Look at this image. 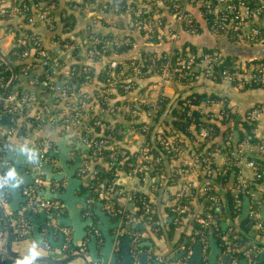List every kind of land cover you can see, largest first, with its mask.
<instances>
[{
    "label": "built area",
    "instance_id": "built-area-1",
    "mask_svg": "<svg viewBox=\"0 0 264 264\" xmlns=\"http://www.w3.org/2000/svg\"><path fill=\"white\" fill-rule=\"evenodd\" d=\"M161 3L167 11V15L170 16L173 23L175 24L176 30L167 31L163 35H168L172 40L178 37V34H188V35H197L196 27L194 26L193 15L191 14L190 8L198 5L202 9V13L198 11V15L201 14L209 15V27L206 26L207 31L215 37H225L230 39L233 42H244L250 45H257L263 41L262 31L256 23V19L264 15V0H184L180 2L179 0H134L135 7H131L129 11L132 13L133 29L140 30L144 33L145 39L149 41L152 37L151 26L160 24V21L157 20L161 16V10L159 7L155 6V2ZM147 3L148 9H152L153 12L150 17H141L143 13L142 4ZM42 0H30L28 4L21 2L20 0H0V16L12 19H21V24L23 21L32 27L38 24H45L49 28L53 27L51 22L52 16L49 13V6L43 5ZM100 7L109 12H114L117 10V3H112L107 5V3H101ZM170 11V12H169ZM128 12V11H126ZM118 14H127V13H118ZM128 15V14H127ZM202 20V19H201ZM167 25V21L164 22ZM168 26V25H167ZM166 27V26H165ZM32 31V30H31ZM34 33V31H32ZM13 33V31L11 32ZM14 35V33H13ZM164 36V39H165ZM14 37V36H13ZM32 39V46L36 49V59L37 63L21 67L22 73L28 70L27 77L31 83H39L41 86H44L46 93L52 95L53 101H65L67 102V109L64 121L78 122L80 124V141L88 146L89 150L93 154L100 153L101 148L104 146L105 141L97 137L95 133L96 127H105L104 121L113 117L117 112L123 111V116H129L131 124H135V127H128L124 130V136H133L141 135L143 137L142 143L139 144L135 152H133L129 157L130 160L125 165L126 175L132 178H142L144 174H150L152 179L158 177V173H152V170L155 165L159 163V156L153 155L149 152V138L147 139L146 134L149 131L151 126L155 125L153 119L157 109V103L160 100L157 94L154 97H149L148 94H145V91L138 89V81L141 79L135 78V75L140 74V71L133 66L132 74H129L127 77L118 78L113 76L115 79L109 81V78L102 80L101 84L97 87V91L94 92L93 97H89L88 94L83 91L81 88L90 84L93 80L92 78L78 88L76 91L69 90L68 87L64 86L66 78L70 72V65L73 63V57H71V51L74 48L78 47L80 49V54L84 56V59L87 60L92 56L93 49L89 48L94 42H97L96 38H88L82 41L73 40V44L65 43L62 39L52 38L51 43L58 47L59 54L52 55L46 49L43 48L42 42L39 37L36 35ZM28 38L17 41L20 45L29 44L30 41ZM113 44H126L128 43L127 38L125 40H116L113 39ZM109 42H106L104 45L107 46ZM183 49V50H181ZM178 50L175 56L176 61L179 66L173 68L168 61V56L173 51L164 52L163 58H166V62L161 66V73L158 76V80L154 83L157 85L162 83L166 79L173 80V74L175 75L177 81H188L191 83L198 74L203 78L210 81H225L226 83L232 86L245 87L247 85L255 84L264 87V61L260 62H251L247 59H237L232 61V66L230 70L221 69L220 71L214 70V65L217 61L220 60L222 56L219 52H190L188 48H181ZM64 54L67 56V60L70 63L67 66L65 76L59 81V84L56 83V80H52L51 74L62 67L60 60V55ZM30 53V48H24L20 54L19 58L22 60L27 58ZM167 55V56H166ZM135 58V57H131ZM109 60V59H108ZM78 64L81 65L80 60ZM132 64V62H130ZM117 59H111L107 63V68L110 69L112 75H114V69L117 67ZM37 66L39 71H31ZM124 66V64H123ZM47 68L50 69L48 71ZM173 68V69H172ZM151 67H147L146 72H149ZM43 78H38L42 76ZM50 72V73H49ZM219 78V79H217ZM174 81V80H173ZM175 82V81H174ZM56 83V84H55ZM153 84V83H152ZM1 85V82H0ZM115 86L121 88V92L124 95L120 100V104L116 108H112V99L115 94L118 92ZM158 86V85H157ZM154 88V86H152ZM18 89L9 91L4 97H1V112H4L11 122L14 121L13 116L16 112H20L22 108L26 110L30 105V102L33 101L34 94L29 91H24L18 93ZM119 94V93H118ZM220 102V106L217 112L211 113L208 109L209 106L214 102ZM191 109L196 111L199 121L196 122L194 118L190 119V124L185 128L184 131L187 132L188 128H192V135L187 133V136H191L192 142L196 147L195 159L200 163L204 168V174L206 177H210L212 172H215L217 176L221 178L225 177L229 171L233 172L235 177V186L231 193V198L234 206L233 214L241 208V197L240 194H245L248 199V212L247 216L250 220L249 223L257 230L263 231L264 224L263 220L260 218V211L250 210V204H256L260 206V198L264 196V193L260 197H257L255 191L252 190L250 186L251 182L256 186H262L264 188V163L256 161L255 158L250 156L245 157L240 150V146H247L248 152L252 155H256L264 158V129L257 135L256 128L258 122L262 119L264 121V106L253 107L247 112H245L243 118L247 121L254 123L253 128L250 132H242L240 136L241 139L238 145L233 149L227 145V142L231 138V131L228 129L222 135L221 142L223 143V148L220 147L215 138H212L213 127L211 124H220V119L222 118V102L211 97H205L200 100L198 103H187L185 116L190 117ZM53 113L49 107H43V116L50 118ZM159 118V117H158ZM30 127L36 126L37 118L30 117L27 119ZM160 125L157 126L153 140H155L156 134L158 132L162 133ZM167 131V130H166ZM123 136V137H124ZM0 137H4V134L0 131ZM123 139V138H122ZM157 145L165 149L167 153H171L170 158L181 150L180 142L172 135H157L156 137ZM203 145L202 149H199ZM8 143L3 138V141L0 143V149L3 151L8 150ZM48 145L43 143H31L27 148V158L25 171L29 172V168L32 165L41 167L42 163L48 161L49 163L54 160L51 155H47ZM125 152L114 151L111 148V152L108 157L114 159L115 157H123ZM164 155V154H162ZM165 156V155H164ZM220 157L222 159V167H213L212 160L214 158ZM37 158L36 163L34 159ZM166 158V157H165ZM7 161V160H6ZM8 162V161H7ZM88 169L87 161L83 164H80L78 173L80 176L86 175ZM245 170L250 172L249 178L245 177ZM161 174V173H160ZM251 180L250 183L248 180ZM6 181H1L0 184L5 187ZM211 182L207 181L202 186V191L205 194L206 200L213 204H217L219 197L217 194H208L211 189ZM41 188V181L36 176L33 178V181L30 185H21L19 187V194L25 197V201L19 206L18 213L22 215L24 212L30 210L31 212H37L42 210L47 214V220L45 222V228H55L61 230L58 226L54 224V217L58 214L62 208L60 201L56 199H45L41 197L38 193ZM186 186L181 187L178 192L174 195V204L171 207V213L174 220L186 215V217H191V219L199 227H208L213 228L215 231H218L219 219L216 215L211 216L206 214L205 217H194L191 214L190 206L188 202H185L181 198L183 191ZM213 190V188H212ZM57 192V191H56ZM105 192H99L98 198L103 202L105 200ZM115 196L121 195L120 191L114 192ZM146 197V195H144ZM147 198V197H146ZM134 201L141 204L142 206V215L146 216L147 220L151 223L154 221L151 219L150 213L153 211L149 203L145 202L144 198L137 197ZM88 202H93L91 199H88ZM103 205V206H102ZM102 210L106 215L112 218H118L119 228L116 230V235L114 242H112V248L116 250L119 246V237L125 232V227L123 225L129 224L131 219L125 214L122 206H119L118 209H113L112 202H104L102 204ZM237 212V213H238ZM236 213V214H237ZM234 214V217L236 216ZM61 233L64 236V241L62 244V250H67L69 247L70 231L67 228L61 230ZM95 235L98 234L96 230H93ZM193 234H197V230H193ZM2 234L0 233V236ZM20 237L26 236V231L22 230L19 234ZM130 236L133 241H136L138 238L137 232H131ZM220 238L222 242L230 246L229 238L227 234H221ZM198 242L203 248H205L207 237L206 235L200 234L197 238ZM86 240H81L80 243L76 246L75 252L81 254L86 260H88L86 254ZM231 246H234L232 244ZM192 250L189 249L186 252V257L188 258L191 255ZM243 256L248 260L250 258L251 250L245 248L243 250ZM131 259L129 264H138L137 255L134 252L130 253ZM205 256L201 257L199 264H205ZM0 264H5V257H0ZM229 264H238L237 260L233 257L229 260Z\"/></svg>",
    "mask_w": 264,
    "mask_h": 264
},
{
    "label": "crops",
    "instance_id": "crops-1",
    "mask_svg": "<svg viewBox=\"0 0 264 264\" xmlns=\"http://www.w3.org/2000/svg\"><path fill=\"white\" fill-rule=\"evenodd\" d=\"M69 0H56V4L52 3V5L49 6V10L52 13V20L54 22V25L52 28H49V26H46L45 24H38L31 28L32 31L39 37V39L42 42L43 48L46 49L48 52H50L52 55H58L59 49L57 46L53 45L51 43V39L54 35H57L60 33L61 23L59 22V15L67 9L66 4ZM75 3L72 4L73 15H74V22L72 26V30H70L69 38L73 40L82 41L84 39L88 38H103L105 36H108L109 33L112 34H120L122 36H125L127 40L130 38L131 48L124 54L120 55L119 57L114 56V59H117L119 61H123L126 58L129 57H137L140 54V51L143 49L149 48L150 50L154 49L159 52H168V51H174V50H180L181 48H188L189 46H193L199 51L202 47H206V44H208L209 40L206 39V36L210 35L213 42L215 43L218 40L227 39L225 37H215L211 35L208 31V33L205 31L206 26L204 22L199 18L198 15V5L194 6L193 8H190L191 14L196 17L199 21H201L199 24L201 26V32L197 35H188V34H178V37L174 40L170 39L168 35H164L165 39L159 40L156 44H150L146 39L145 35L142 31L137 29H130L128 26L129 17L127 14H115L114 12H109L103 10L100 5L101 3L108 2L109 0H90L87 4L83 6V8H80V6H77L76 3L79 2V0H73ZM180 2H183L184 0H179ZM155 6L159 7V9L162 11L161 16L164 17L167 21V25L163 32L167 31H174L176 30L175 24L173 23L172 19L169 15H167L166 9L161 5L159 2H155ZM21 19H8L5 17L0 16V52L3 54H6L8 50L13 45L14 40V30H17L21 27ZM256 23L261 29V31L264 33V15H262L260 18L256 19ZM205 28V29H204ZM13 31V33H11ZM230 43L233 44H245L249 47H254L258 45L264 46V39L262 42L258 43L257 45H250L248 43L244 42H233L229 39H227ZM210 49V48H209ZM112 56V55H111ZM222 56H226L222 52ZM62 67L58 70L54 71L51 74L52 80H58L64 78L66 75V69L68 64L70 63L69 60H67V56L63 53L59 56ZM231 61L240 59L239 56H229ZM109 57H101L99 60H97L95 63H92V68L94 69L93 72V80L90 84L83 86L81 89L85 91L89 97H93L94 92L97 91V87L101 84L98 78L96 77L97 71L100 69L101 65L107 60ZM112 59V58H111ZM243 59V58H241ZM255 59H264V50H262V54L260 58ZM250 60V59H247ZM22 62H26L25 64H28L30 62H38V59L32 56H28L27 58L23 59ZM81 64H85L86 60L84 59V56H82L80 60ZM39 71V68L35 66L34 69L31 70ZM28 73H18V82L15 83L11 87V91L22 87V89L29 91L34 94V100L30 102V105L28 108L23 112V114H20L15 121L11 122L10 119H8L9 124H1L0 123V131L4 134V139L8 143V150L6 152H11L12 157H15L17 152L15 151L18 147H25L28 148L31 143H43L45 145H48V152L53 151L56 152L55 149V143L59 140H64L66 145L68 147L73 146V144H78V146L75 148L74 151L70 152V157L67 161L68 164H70L74 157L78 156L81 161L79 163L83 164L87 160L88 157V151L89 148L86 144L81 143L80 141V124L78 122H70V121H64L67 109V102L65 101H58L54 102L52 95H49L48 93H41L40 91V85L39 83H31L29 81V78L27 77ZM156 77H152V79H155ZM151 81V80H150ZM148 79H143L138 81V89H141L142 91H145V94H148L149 97H154L157 94H164L168 96L169 98L173 97L175 94L176 98L182 97L185 93L188 92H197V93H203L205 95H215L218 97H221L226 100V104L229 107L230 111L238 117V120H235V122H230L225 125L220 126L219 134L216 136L215 140L218 141L220 144V147L223 148L222 135L223 133L229 129L231 131V138L227 142V145L232 147L233 149L238 145L241 137L240 135L243 132V128L241 127V120L243 119V116L245 112L250 110L253 107L258 106H264V87L263 86H253V87H239V86H232L225 81H210L205 78H203L200 74L197 75V77L188 84V86H180L179 84H176L171 78L166 79L162 81V83L154 85V83H150ZM154 86V88L152 87ZM43 90V89H42ZM175 98V100H176ZM168 102V101H167ZM173 104V103H172ZM47 106L53 113V117L47 118L43 116V107ZM171 106V105H170ZM220 106V102L214 101L210 106L209 110L211 113H215L218 111ZM0 115L7 116L4 112H1ZM123 111L120 113H116L113 117H111L110 120H118V118H122ZM167 115V113H166ZM165 115V118L159 123L160 129L164 130H170L174 134H172L181 144V150L179 152H176L168 161L163 156V170L161 174L158 175V177L152 179L150 176V182L146 186L147 191L151 194V200L147 197L148 201L151 202L153 211H155L156 217H157V224L161 230L160 236H155L153 231H151L146 225L145 222L140 221V218L134 217L133 214L135 211L134 207V201L132 200V196L134 194H142L138 191H134L130 188V184L132 183V180L134 178L126 175L125 172L117 173L116 182L118 183V176H124L126 179L129 180V185L126 187L122 186L121 184H115L113 185L118 186L116 191H120L121 195L115 196V191H110L111 189H107L104 193L105 200L102 202L96 201L100 203V210H102V204L104 202H112L113 199L116 200L117 204L119 206H122V208L125 211V214L131 219V224L134 226V228L139 233L140 241L138 242L139 247V255L137 256L139 261L140 254H144L145 256V264H186L189 257H186V253L184 254V242L186 236H189L188 238L192 239V233H193V224L191 217H187L182 223V225H179L177 227H174L173 231L169 234L168 233V225L171 221L174 223L176 220H174L172 213H168L165 211V207L168 205L171 206L174 204V197L173 200L169 203V193L175 194L180 190L181 187L186 186L185 190L183 191V194L181 198L184 199L185 202H188V205L191 209V214H201L202 213V207L204 201H206L205 195L203 196L202 186L205 182L210 181L212 183V188L214 192L218 195L220 203L217 207V212L222 213L217 215V218L220 222H227V226H229L230 220L227 219L226 215L224 214V195L226 192H229L230 194L233 191V188L235 186V177L233 175L232 171H229L228 174L221 178V176H217L215 172H212L210 177H206L204 174V168L203 166L198 163L195 159V153L196 147L194 146V142L191 140V136L193 133L192 128H188L187 132L184 131L182 134H179V131L175 128H172V126L169 125V123L163 124V122L168 121L167 117ZM9 117V116H8ZM30 117L37 118V125L31 126L28 124L27 119ZM109 120V118H108ZM21 128L22 131L17 134L18 128ZM189 127V126H188ZM264 129V121L261 119L256 128L257 135L261 132V130ZM151 132V131H150ZM189 132V136H187V133ZM155 133V132H154ZM152 138L149 137L150 142L153 141ZM96 135V134H94ZM143 137L141 135H133V136H124L122 139L123 146L127 149V156H130L133 152L136 151L139 144L142 143ZM240 150L243 153L245 157L250 156L252 158H259L264 163V158L256 155L253 153L252 155L248 152L247 146H240ZM161 156V155H160ZM54 160L50 162V164H55V158L52 157ZM7 160V159H6ZM9 163V168L11 167L12 163L10 160H7ZM25 160H21V164L23 165ZM213 167H222V159L220 157L214 158L212 161ZM79 168L75 170V176L81 180V184L79 186L78 190L74 191L75 196H79L81 194H84L85 190H83V187L85 185L86 178L88 175H79ZM89 173H93L91 167L88 164ZM59 167H56L53 165V172H59ZM24 172L25 171V165H24ZM30 172V171H29ZM27 172V173H29ZM24 173V174H25ZM245 177L249 178L250 172L248 170H245L244 172ZM46 175H42L39 173L36 177L40 179L41 181V188L48 187L51 192H56L54 190L57 181L52 180H46ZM172 176V178H171ZM89 177L91 175L89 174ZM138 186H142L144 184L143 177L137 178ZM165 181L164 187L161 188L162 183ZM250 179L248 182L250 183ZM61 186L63 187L64 182L61 181ZM168 184V185H167ZM21 184L18 183L16 186L17 192L19 191V186ZM252 190L255 191V194L257 197H260L262 193H264V188L262 186H256L252 182L250 184ZM6 189V185H5ZM40 190V189H39ZM125 190V191H124ZM39 192V191H38ZM19 193V192H18ZM201 196V197H200ZM243 196L245 194L243 193ZM242 201V200H241ZM248 201V199H247ZM10 202V200H9ZM8 202V203H9ZM86 207L80 208L78 211V217L80 220H86L87 218H91L93 223L97 221L95 215L93 214L92 208L95 206V202H88V196L85 198ZM8 203L5 205L4 212L12 211ZM62 204V202H60ZM249 203V202H248ZM21 205V202L18 203V208ZM102 205V206H101ZM79 207V205H76ZM169 207V206H168ZM63 212L59 213L58 215H61L65 217L67 215V211L65 208L62 207ZM126 210L128 212H126ZM170 210V209H169ZM103 211V210H102ZM28 212V211H26ZM25 212V213H26ZM33 215L31 218H36L39 215V211L32 212ZM240 211L236 214L235 217H233V222L235 221L239 222L237 219L239 217ZM25 216V214H24ZM29 216V214H28ZM47 214H45V218H43L42 223L45 219H47ZM172 216V218H170ZM30 218L29 223V234L24 237H20L19 239L10 240L8 233L5 231L2 237H0V257L3 256L7 259H12L11 264H17V261L19 260L17 257L28 254L29 248L35 243L37 245V250L39 251V257L37 258L36 264H85L82 259L78 256H76L75 251H71V249L62 250V244L64 241V236L61 233V230L64 228L69 229L71 232L70 227H66L63 225H59L57 223V220L54 217V224L56 227L58 226L61 230L55 229V228H43V233H40L38 231V227L42 224H40L36 229V235L37 238L33 236L32 230L30 227L32 226V221ZM117 220V227L113 229H109L110 234L116 235V230L119 228V222L118 218H112L110 217V222H115ZM191 222V224H190ZM196 224V223H195ZM264 224V220H263ZM224 228V229H225ZM84 231L87 233L85 238L82 239L88 241L89 236L92 234L93 231L85 225L83 227ZM249 229L254 232L257 231L252 225L249 227ZM262 233V237H260V241L262 242L263 246L258 253L259 254L264 252V230L260 231ZM96 236L95 239V249L98 253V256H100V248L103 243V238L99 235V233ZM191 236V237H190ZM71 238V234H70ZM114 242V241H113ZM198 242L197 241L195 242ZM113 244V243H112ZM120 244V243H119ZM200 244V243H199ZM201 245V244H200ZM217 245V243H216ZM76 246V245H75ZM195 246V245H194ZM219 248V253L216 255V262L215 264H220L221 259L223 256L226 255L227 251L226 249H222L219 245H217ZM247 246H244L245 248ZM76 248V247H75ZM194 248V247H193ZM193 248L191 249L193 251ZM114 249H111V254H114ZM86 252L88 254V250L86 247ZM178 252H180V255H177ZM187 252V251H186ZM200 253L201 257L206 256L208 254V246H207V240L205 248L200 246ZM230 253V252H229ZM192 254V252H191ZM131 256V255H130ZM230 254V259H231ZM256 257V260H257ZM120 260V254L117 257H115V261L118 262ZM245 260V263L240 261ZM238 260V264H249V261L245 258H242ZM264 260V258H263ZM262 260V261H263ZM5 261V263H6ZM229 264V262H228Z\"/></svg>",
    "mask_w": 264,
    "mask_h": 264
},
{
    "label": "trees",
    "instance_id": "trees-1",
    "mask_svg": "<svg viewBox=\"0 0 264 264\" xmlns=\"http://www.w3.org/2000/svg\"><path fill=\"white\" fill-rule=\"evenodd\" d=\"M20 1L28 4L30 0H20ZM42 1L44 3L43 5L45 6H50L52 5V3L56 4L55 3L56 0H42ZM133 1L134 0H109L108 2H105L107 3V5L115 3V2L117 3V10L115 11V14H118V13L128 14V17H129L128 26L130 29L133 28V26L131 25L133 23V19H132V13L129 11V9L131 7H135L136 5L134 4ZM249 1H253V0H249ZM88 2H90V0H79V2L76 3V5L80 6V8H83V6L87 4ZM74 3L75 2L73 0L67 1V4H66L67 9H65L59 15V22L61 23L60 33L53 36V38H58V39L60 38L63 41H65V43H69V44H73V41L69 38L68 34L71 33L70 30H72V26L74 22V15H73L74 9L72 8V4L74 5ZM147 5H148L147 3H143L141 5L143 8V13L141 17L151 16L153 10L148 9ZM198 10L200 13H202V9L200 6L198 7ZM48 14L52 16L51 11H49ZM199 18L202 19V21L207 25V27H209V22H210L209 15L201 14ZM156 19L160 21V24L154 25L152 23L153 25L151 26L152 37L148 41L150 44H156L157 42H159V40H162V39L164 40L163 29L165 28V26H167L164 23L166 22V19L160 16ZM193 20H194V26L196 27V33H200L201 26L199 23L201 21H199L194 16H193ZM51 22L54 24L53 20H51ZM30 27L31 26L27 25L23 21V24L21 25V27L18 28L17 30H14V40H13V45L11 46V48L8 50L6 54H3L0 52V82H1L0 95L1 96L3 95L4 92L6 95L10 91L11 87L15 83L18 82L17 78H18V73L21 72V67L26 66V65H29L30 67L32 66V64L37 63V62H33V63L30 62L28 64H25L26 62H22L23 60L19 58L20 52L26 47L30 48L31 54H28V56L38 57L36 56L37 55L35 51L36 48L32 46L33 45L32 39H29V38L36 37V34L30 30ZM26 38L29 39L30 45L29 44L20 45L17 43V41L23 40V39L26 40ZM114 38L118 41L125 40V36H122L120 34H112V33H109L108 36H105L103 38L97 37L96 38L97 42H94L92 46L89 47L93 49V53H92V56H90L86 60L85 64H81V65L78 64V61L81 60L82 58V54H80L79 52L80 49H78V47L74 48V50L71 51V57H73V63L69 67L71 68L70 69L71 73L68 74V77L66 78V82L64 83V86L68 87L69 90H72V91L78 90L80 85L86 83L88 79L92 78L93 72H94V69L92 68V63H95L101 57H109V60L103 63L100 69L97 71L96 77L98 78L100 82H102V80L104 81V79L106 78H109V81H111L112 79H115L116 76L119 79L127 77L129 74H132L133 66H135V68H137L140 71V74L135 75V78L137 77V79H141V80L148 79L149 81L151 80L150 83H155L158 80L159 74L161 73V66L166 62V58H163L164 52L163 51L159 52L154 49L150 50L149 48H147V49L141 50L140 54L135 58L129 57L123 61L117 60L118 65L114 69V75H112L111 73L112 71L107 68L108 61H110L111 58L113 59V55L116 57L117 56L119 57L120 55L126 53L131 48L130 38H128L129 39L128 43L116 44V45L112 43ZM262 38L264 39L263 32H262ZM106 42H109V44L104 47ZM188 49L192 53L194 52H219V50L215 48L209 49L205 47H202L201 49H199V51H197V49L193 46H189ZM177 51L178 50H174L173 53L172 54L170 53V55L168 56V61L173 68H177L179 66L178 62L175 59V56H176L175 52ZM260 61H264V59H252L251 62H260ZM130 62H132V64H130ZM232 64L233 63L229 56H221L220 60L217 61V63H215L214 70L215 71H220L221 69L230 70ZM149 66L151 67V69L149 72H146L147 67ZM46 69L50 71L49 68L46 67ZM12 72H13V77H12ZM24 73H28V70L25 71ZM43 73L44 72H42V76L40 75L38 76L39 79L43 78ZM175 75H177V72L173 74V80L175 81L176 84H179L180 86H188L189 84L188 81L181 80L178 82ZM113 76H115V78ZM152 77L153 78L156 77V78L152 79ZM9 81L11 83L8 86L7 90H5ZM56 83L59 84V81L56 80ZM253 86H259V85L251 84L245 87H253ZM115 88L117 89L116 91L119 94L117 93L114 95L112 99L113 103L111 105L112 108H116L121 103L120 100L124 96L119 86H115ZM24 91L25 90L22 89V87L20 86V88L18 89V93H22ZM40 91L41 93L46 92L44 89V86L40 85ZM205 97H211L216 100H220L222 102V109H221L222 118L220 119V124H217V125L211 124L213 127L212 138H216V136L219 134L221 125H225L230 122H235V120H238V117H236V115L230 111L229 107L226 104L225 99L215 96V95L210 94L207 96L203 93L188 92V93H185L182 97L176 98L173 104H171L167 112V115H166L169 122L165 121L163 122V124L169 123V125L172 126V128H175L176 130L179 131V134H182L185 128L190 124L191 118H194L196 122L199 121L198 115L196 111H194L193 109H191L190 117L185 116L186 104L187 103L196 104ZM159 98L160 100L157 103V109H156V113L153 119L154 123L157 122L158 117L163 112L164 107L168 101L167 95L161 94ZM23 109L24 108H22L19 113L16 112V114L13 116L14 121L20 114H23V112L25 111ZM240 123H241V127L243 128L244 132H250V130L254 126L253 122L247 121L244 118L241 120ZM104 124H105V127L104 126L96 127V129L94 130L97 137L105 141L104 146L101 148L100 153L98 154L92 155V152L89 150L88 157L86 158L87 163L91 167L93 173L92 174L89 173V169H87V171L85 172L86 175H88V177L86 178L83 190L88 192V199H91L93 202H96V201L101 202V200L97 197L99 192L101 191L106 192L108 191L107 190L108 188L111 189L110 190L111 192L116 191V189H118L117 188L118 186L113 185L114 179L116 178L117 173L126 171L125 165L128 162V160H130V157L127 156V153H128L127 149L122 145L123 144L122 138L125 134L124 130L125 128L136 126L135 124H131L129 116L124 117L123 115H122V118H118V120H108L107 119L104 121ZM151 129H152V126L151 128H149V131L146 134L147 139L150 137ZM161 130H164V129L161 128ZM21 131L22 129L19 127L17 134L20 133ZM169 133L174 134L170 130H167V131L165 130V131H162V133L158 132L156 134V137L159 134L168 135ZM156 137H155V140H153L152 142H149L148 144L150 146L149 152L153 155H158L160 158L159 163L154 166L152 173L154 174L157 172L158 174H160L163 170V162H162V158L160 154H164L168 161L170 159L171 153H167L165 149L157 145ZM3 138L0 137V143L3 141ZM111 148L114 149V151L125 152L124 156L123 157L114 156V159H110L108 155L111 152ZM202 148H203V145L199 149H202ZM5 154H6V151H3L2 149H0V183L1 181H6V179L8 178L7 174H8L9 163L5 159ZM255 159L256 161H260L263 164V161H261L259 158H255ZM89 174L91 175V177H89ZM54 190L57 192L62 191V186L60 182L56 183ZM208 194H216L214 190H212V186ZM169 195H170L169 196V199H170L169 203H170L173 200L174 194L169 193ZM204 195L205 194L203 193V196H202L203 198H204ZM139 196L144 198L145 202L149 203V205L151 206V209L153 210L151 202L148 201V199L144 196V194H134L131 198L132 200H135ZM242 196L243 194H240L241 200H242ZM9 200H10L9 194L6 192L5 187L2 186V184H0V233L3 235L4 232L6 231L9 235V239L14 240V239L20 238L19 234L22 230H25L27 235L29 234V223H30V218L33 215V213L30 210H28L27 213L29 214V217L24 216L25 212L22 215H19L18 213L19 208H17L16 210L9 211V212L8 211L4 212L5 205L9 202ZM22 203L23 202H21V204ZM219 203H220V200L218 201L217 204H213L209 202L208 200L204 201L203 207H202V210H203L202 213L195 214L194 217H205L206 214H209L211 216H214V215L217 216L219 214H222V213L217 212V207L219 206ZM168 206L165 207V211L170 214L171 208H170V205ZM112 207L113 209H118L119 207L115 199L112 200ZM134 207H136L135 211L131 215H133L136 218H140V221L145 222V225L151 231H153L155 236H160L161 230L156 222L157 217H156L155 211H152L150 213L151 219L154 221L153 223H151L149 220H147L146 216L142 215L141 204L135 202ZM224 207H225L224 214L226 215L227 219L230 220L229 226H227L224 230H221L220 226H218V231H215L213 228H210V231H209L208 227H205V228L199 227L197 224H195L193 220H191L193 224V228L197 230V234L194 235L192 233L191 240L188 238L189 236H186L185 242L183 244L184 254L186 253L187 250L192 249L194 247L195 242L197 241V238L199 237V235L203 234V235H206V237H208V235H211L213 238H215L217 245H219L222 249H226L227 251H229L231 256L237 260V263H238V260L245 258L242 254L243 250L245 248H249L251 250L250 258L248 259L249 264H264V260L260 263L257 262L256 260V257L263 246L262 242L260 241L261 239L260 237H262L261 236L262 233H260V231L252 232L249 228L245 227L246 223L250 222L248 216H246V218L240 222H237V221H235V223L233 222L234 214H236L239 209H237V211L233 214L234 206H233L231 194L229 192H226L224 195ZM262 208H264V196L260 198V206H257L256 204H250V210L254 209V210L261 211ZM61 212H63L62 208L60 209L58 214ZM126 212L128 211L126 210ZM186 218L187 217L184 214L180 216L175 223L171 221L168 225V230H167L168 233L170 234L173 231L174 227L182 225V223H184ZM46 220L47 219H45L43 223L38 227V231L40 233L45 232L43 231V228L45 227ZM123 226L125 227V232H123L122 235L119 237V243L124 236H127L129 238L128 239L129 253L134 252L138 256L139 255L138 253L140 251L138 247V242L140 241L139 233L134 228V226L131 224V222ZM131 232L138 233V238L136 241L132 240L130 236ZM221 234H227L230 244L231 245L234 244V246L225 245L220 238ZM2 235L0 237H2ZM244 246H247V247L243 248ZM75 249L76 248H73L71 249V251H75ZM119 254H120V249L118 246V248L114 251V255L115 257L118 258ZM5 261H6V258H5Z\"/></svg>",
    "mask_w": 264,
    "mask_h": 264
},
{
    "label": "water",
    "instance_id": "water-1",
    "mask_svg": "<svg viewBox=\"0 0 264 264\" xmlns=\"http://www.w3.org/2000/svg\"><path fill=\"white\" fill-rule=\"evenodd\" d=\"M205 29V28H204ZM207 32V30H205ZM208 33V32H207ZM206 39H208L209 43L206 44L207 48H215L221 52H223L226 56H239L243 59H255L260 58L262 54V50H264V46L258 45L254 47H249L245 44H233L227 41V39L218 40L215 43L213 42L211 36L207 35ZM13 77V72H12ZM11 81V80H10ZM6 86V89L10 85V82ZM175 94L173 97L169 98L168 102L166 103L163 112L160 114L159 118L157 119V122L152 127L150 132V138H152L151 135L155 132L157 126L159 123L165 118L166 113L168 112L170 105L174 102L176 98ZM5 96V92L1 97ZM0 106H1V100H0ZM9 117L5 115H0V123L1 124H9L8 122ZM78 146V144H73V146L68 147L64 140H59L55 143V149L56 152L50 151L47 152V155H51L55 158V164H53L56 167H59V172H53V165L50 164L48 161H45L42 163L41 167L37 168V166L32 165L29 168V173L24 172V165L26 166V161H28L27 158V148L25 147H18L16 148V156L12 157L11 152H6L5 159L10 160L12 165L10 168H8L9 171L15 172V177L12 179L7 178L6 179V192L10 196V202L8 203V206L11 210H16L18 208L19 202H24L25 197L21 196L17 190L16 186L18 183L21 185H30L33 181V178L37 175L42 174L46 175V180H52L61 182L63 181V187L62 191L60 192H51L48 187L40 188L39 195L45 199H56L60 202H62V207L66 209L67 215L65 217L61 215H56L55 219L57 220V223L59 225H63L66 227H70L71 229V240L69 242V249L75 248L80 241L85 238L87 233L84 231L83 227L87 225L91 231L96 230L99 235L103 238V243L100 248V256H98V253L95 249V239L96 236L94 233H92L88 241L86 242V247L88 250V260H86L81 254L76 253V256L80 257L82 261L85 264H129L131 256L128 251V237L124 236L119 244L120 249V260L118 262L115 261V255L111 254L112 249V242L115 238L114 234L109 233V229H113L117 227V220L115 222H110V217L105 214L104 211L100 210V203L95 202V206L92 208L93 214L95 215L97 221L93 223L91 218H87L86 220H80L78 217V211L80 208L86 207L85 198L88 196V192H85L84 194H81L79 196L74 195V191L79 189V186L81 184V180L75 176V170L79 168V163L81 159L76 156L73 158L72 162L70 164L67 163L70 152L74 151L75 148ZM161 158L162 161L163 156L162 154ZM21 160H25L24 164H21ZM37 158L34 159V162L36 163ZM25 173V174H24ZM118 183L117 180L114 181L115 184H121L122 186L126 187L129 185V180L126 179L124 176H118ZM144 184L142 186H138L137 178H134L132 180V183L130 184V188L134 191H138L144 195H146L149 200H151V194L147 191L146 186L150 182V176L148 174H144L143 176ZM165 181L162 183V187H164ZM125 191V190H124ZM79 205L77 207L76 205ZM248 212V201L246 196H242L241 201V208L240 213L238 217V221H242L246 218ZM25 217H29L28 213H25ZM43 218H45V213L42 210H39V215L36 218H31L32 226L30 229L32 230L33 236L37 238L36 235V229L37 227L42 223ZM172 218V216H170ZM260 218L264 220V208L260 211ZM227 225V222H220L219 226L221 230H224L225 226ZM251 226V223H246L245 227L249 228ZM210 231V228H208ZM76 245V246H75ZM200 244L196 243L192 254L190 255L188 261L186 264H199L201 261V253H200ZM207 246H208V254L206 256V263L205 264H215L216 262V255L219 253V248L216 245V240L211 235H208L207 237ZM181 253L178 252L177 255H180ZM19 260L23 259L24 257L18 256ZM264 258V252L259 254L257 257V262H262ZM230 260V253L227 252L225 256L222 257L220 264H228ZM245 263V260H240ZM12 259H7L5 264H11ZM138 264H145V256L144 254H140L139 256V262Z\"/></svg>",
    "mask_w": 264,
    "mask_h": 264
},
{
    "label": "clouds",
    "instance_id": "clouds-1",
    "mask_svg": "<svg viewBox=\"0 0 264 264\" xmlns=\"http://www.w3.org/2000/svg\"><path fill=\"white\" fill-rule=\"evenodd\" d=\"M9 179L15 177L14 171H9L7 174ZM39 257V251L37 250V245L34 243L28 250V254L24 256L23 259L18 260L17 264H36L37 258Z\"/></svg>",
    "mask_w": 264,
    "mask_h": 264
},
{
    "label": "rangeland",
    "instance_id": "rangeland-1",
    "mask_svg": "<svg viewBox=\"0 0 264 264\" xmlns=\"http://www.w3.org/2000/svg\"><path fill=\"white\" fill-rule=\"evenodd\" d=\"M219 53L222 55V52L221 51H219Z\"/></svg>",
    "mask_w": 264,
    "mask_h": 264
}]
</instances>
